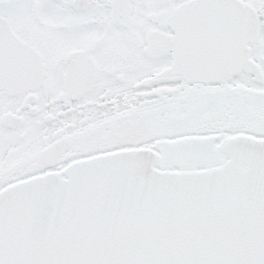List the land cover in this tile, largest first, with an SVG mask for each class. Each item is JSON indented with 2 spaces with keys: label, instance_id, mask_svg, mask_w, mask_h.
Instances as JSON below:
<instances>
[{
  "label": "snow or ice",
  "instance_id": "1",
  "mask_svg": "<svg viewBox=\"0 0 264 264\" xmlns=\"http://www.w3.org/2000/svg\"><path fill=\"white\" fill-rule=\"evenodd\" d=\"M0 264H264V0H0Z\"/></svg>",
  "mask_w": 264,
  "mask_h": 264
}]
</instances>
